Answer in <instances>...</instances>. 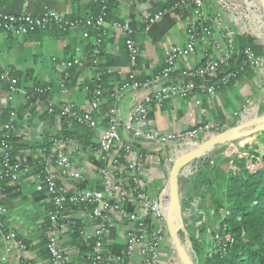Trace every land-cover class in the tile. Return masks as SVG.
I'll use <instances>...</instances> for the list:
<instances>
[{
    "label": "crops",
    "instance_id": "1",
    "mask_svg": "<svg viewBox=\"0 0 264 264\" xmlns=\"http://www.w3.org/2000/svg\"><path fill=\"white\" fill-rule=\"evenodd\" d=\"M169 1L120 0L113 14L119 23L106 22L102 36L103 54L97 60H93L88 52V45L95 44L96 37L91 38L84 28L67 33L38 32L23 38L0 32L1 66L15 69L23 77L21 92L13 102L8 100V92L0 86V136L5 126L2 114L8 103L16 112L23 114L17 118L14 129L19 177L14 183L0 186V203H3L1 206L6 211L4 224L14 236V240H7L0 231V264H51L47 243L50 235L48 217L53 206L48 195L38 190L42 178L36 171L37 150L45 142L56 137L73 141L66 144L64 151L72 163V169L79 172L82 179H66L68 186L89 189L100 186L104 163L97 150L93 146H82L74 138L61 136L65 125L63 115L48 111L50 106L59 109L60 105L66 103L72 104L80 113L91 111L94 97L88 85L95 77L105 79L113 92L109 94L110 89L103 92L100 106L94 113L99 120V127L89 128L92 143L99 144L102 133L113 118L112 111H115L114 119L122 136L123 148H116L113 154L114 170L120 177L126 178L130 163L140 165V180L150 201H156L162 189L168 186L173 163L178 157L184 156L185 151L178 145L149 142L125 129L132 112L144 103L146 97L155 95L166 85L190 88L186 97L174 96L168 101L148 106L143 123L147 130L164 135L203 128L201 143L238 126L242 121L264 115V70L244 65L246 48L242 39L249 34L238 21L235 22L236 12L228 10L222 0L205 2L212 36L199 39L194 54L179 59L170 76H164L167 50L185 47L191 28L199 23L193 7L160 9ZM95 4L96 0H0V15L43 16L55 12L69 19L85 20L92 16ZM158 12L166 13L148 29L144 28L145 17ZM216 14L221 16V26L215 24ZM124 23H128L132 31L131 38L139 49L136 64L126 47L129 36L118 27ZM225 29H228L233 39L230 47L225 39ZM86 33L88 37H85ZM74 59L79 60L80 64L74 67L73 77L63 91L59 87L66 72L63 64ZM220 59H226V62L219 72L197 77L190 75L205 64ZM131 74L140 78L143 84L141 89L123 88V83ZM36 82L51 86L49 99L24 111L25 90ZM208 88H214V93H208ZM71 127L76 130L75 125ZM220 151L214 153L211 164L213 168H218V179L222 183L226 174L237 168L234 159L222 157L218 154ZM123 152L126 154L125 163L121 160ZM226 166L228 170H225ZM123 210L129 215L147 218L142 204L133 199L125 203ZM151 222V228L164 235L158 264H179L166 219L151 218ZM98 224L99 221L93 222L77 210H69L68 221L56 232L66 264H85L86 257L91 253L86 239L94 237ZM78 225L81 227L79 232L76 228ZM135 229L136 224L128 217L113 213L104 235L107 248L113 254L121 255L126 249L127 235ZM131 263L141 264V259L136 255Z\"/></svg>",
    "mask_w": 264,
    "mask_h": 264
},
{
    "label": "built area",
    "instance_id": "2",
    "mask_svg": "<svg viewBox=\"0 0 264 264\" xmlns=\"http://www.w3.org/2000/svg\"><path fill=\"white\" fill-rule=\"evenodd\" d=\"M107 1V0H104ZM206 0H181L175 5L176 8L193 7L194 14L199 19V23L191 28L189 32L188 42L185 47H174L166 52V68L163 71L165 77H169L173 72L174 67L181 58H187L194 54L196 44L199 39H207L212 36V28L208 24V15L205 13ZM166 12H158L155 15H147L144 22L147 24L148 29L153 23L161 20ZM92 17H88L84 21H68L64 16L51 12L43 16H34L30 14H17V15H0V31L10 34L12 36L23 38L31 35L32 33L40 31H48L54 26L62 30L73 31L83 25L91 24ZM216 25L221 26V16L216 14L214 17ZM105 20L103 16L95 20V25L102 30L105 27ZM124 30L129 39L126 42V47L130 58L136 64L139 57V49L131 38L132 31L128 23L118 25ZM225 39L229 47L232 45V37L228 29H225ZM201 36V37H200ZM88 37V34H85ZM95 45H98L95 41ZM100 57V51L95 50L93 60ZM245 66H251L256 69L264 70V58H259L255 55L254 51L249 47L244 51ZM226 59L212 61L204 66L194 70L190 73L191 76H205L219 72L225 65ZM97 63V62H96ZM79 60L74 59L71 62L63 64L66 72L60 80L59 87L61 90L66 89V81L68 78L67 71L71 68L78 66ZM236 74V73H235ZM234 74V76H236ZM2 78L9 80V74L6 72ZM135 75L131 74L129 79L123 85L126 90L133 89L139 90L143 84L135 80ZM16 81L12 80L8 100L13 102L17 95L21 92L15 86ZM214 88H208L207 92L213 94ZM190 88H184L179 85H166L159 92L153 96L145 98L143 104L137 106L132 112L125 129L133 131L136 137L142 138L149 142L164 144L178 145L182 151H189L197 148L201 143L200 134L203 128H197L177 134H160L153 130L144 128L143 117L146 114L147 107L156 102L168 101L174 96H188ZM26 97V92H25ZM103 97V91L97 90L93 101L91 102V111L79 113L70 103L60 105L62 115L68 117L70 120L74 119L80 124L86 125L91 129L99 127V120L95 116V111L100 106ZM10 113L9 122L3 127L7 133L14 134L15 123L17 121V113L13 106ZM49 112L54 113V107H49ZM115 111H112L113 118L108 128L102 133L101 140L97 152L100 155L104 167L101 169L102 181L98 188H85V187H70L66 184L67 180L81 181L82 175L72 169V163L64 151L67 143L73 142L72 140L65 139H51L53 146L51 149L40 147L38 152L37 167H42V182L38 190L45 192L50 198L53 210L48 217L49 222V239L47 249L51 255V264H66L65 255L62 250L59 238L56 234L57 231L68 221V212L70 209L77 210L78 213L85 215L93 222L99 221L98 228L93 238H87V246L91 248V253L88 260L91 264H133L132 260L138 255L141 259V264H158L159 252L161 244L164 239L162 233L156 232L151 228L152 219H166L168 209V189H162L160 197L156 201H150L144 193L143 183L140 180L142 168L138 164L130 163L127 166V177H120L115 172L113 167V154L117 149L123 148L122 136L119 131L118 124L114 119ZM209 128V127H206ZM13 136V135H12ZM12 147L3 144L0 147V154L4 157L3 164L7 168V177L10 182L17 181L20 172V166L16 159L10 158ZM243 158V157H242ZM1 181V178H0ZM135 200L137 203L142 204L147 218L139 217L136 215H129L123 210V206L129 200ZM120 213L124 217H128L130 221L136 224V229L129 233L126 237V249L121 255L113 254L107 243L105 242V233L108 231L109 221L113 213ZM5 209L0 205V216H4ZM151 217V218H150ZM6 225L0 223V231L3 237L7 240H14V236L8 232ZM226 239L231 240L230 236Z\"/></svg>",
    "mask_w": 264,
    "mask_h": 264
},
{
    "label": "trees",
    "instance_id": "3",
    "mask_svg": "<svg viewBox=\"0 0 264 264\" xmlns=\"http://www.w3.org/2000/svg\"><path fill=\"white\" fill-rule=\"evenodd\" d=\"M119 1L120 0H96V4L91 16L93 21L91 24L84 23L78 27L84 28L85 32L87 31L91 38L96 37L98 45H88L89 55L93 56L95 50L100 51V56L103 54L102 49L104 46V39L102 36L104 30L95 25V20L103 16L105 22H117L118 20L113 14L118 7ZM180 1L181 0H171L167 4L161 6L160 9L169 10ZM64 18L68 21H84L82 18ZM146 27L147 24L144 23V28ZM48 31H58L65 33L70 32L68 29L62 30L55 26ZM38 32L47 31L38 30L31 35ZM242 41L244 48L250 47L257 57H264V45L259 40L255 39L251 35H247L243 37ZM74 70L75 68H71L67 71L68 78L66 81V86L73 77ZM6 72L9 74V80L2 78V75ZM135 78L136 81L141 82L139 77L135 76ZM128 79L129 77L125 82H127ZM12 80L16 81L15 86L18 89L22 88V74L12 68L5 69L0 64V86L8 93L10 87L12 86ZM88 88L90 89L91 94H93V97L95 96V92L97 90L104 92L106 89H110L109 94H112L113 92L110 84L105 79L100 77H95L94 80L88 85ZM25 92L26 106L24 111H26V108L36 104H42L43 102L47 101L51 92V86L36 82L32 85V87L26 88ZM11 111L12 108L8 103L2 114L5 125L10 120ZM54 111L55 114H62L60 108H54ZM76 111L79 112L77 108ZM16 113L18 119L23 116L22 113ZM63 119L65 125L63 126L62 133L60 134L61 136L65 138H74L79 141L82 146H93V148L96 150L98 149L99 145L92 143V133L88 126L80 124L74 119L70 120L66 116H63ZM15 125H17V121ZM71 125H75L76 130H73ZM6 133L7 132L5 130L1 131L0 147H2L4 143L12 147V150L9 153L10 158L16 159L18 157V152L15 148L14 134H10V136L7 137ZM58 138L59 137H56L54 139L57 140ZM262 138V145L264 146V133ZM52 146L53 142L48 140L41 147L51 149ZM250 155L253 158L252 162L254 164L257 162L256 159L260 158L259 152L257 153L250 150ZM121 157V160L124 162L126 154L123 152ZM3 160L4 157L0 154V186L10 182L9 177H7L8 171L3 164ZM234 163L237 170L229 171L222 183L218 179V168H214L216 175L213 179H211L209 175V180L206 177L200 175L198 181L196 180V183L199 182L207 185V193L205 194L204 192H200V195L205 194L203 196L204 204L208 201L204 211L206 214L211 216L214 224L218 225L216 232L210 231L209 228H201L200 232L203 237L198 242L199 264H264V158L262 159V166L256 171L249 169L248 159L246 158H235ZM36 171L40 176L43 177L42 167H36ZM198 174H201V172ZM1 203L0 205L3 204ZM3 222L4 216H0V223ZM76 228L78 232L81 230L79 225ZM227 236H230L231 240L228 241L226 239ZM87 258L88 257H86L85 264H91V261Z\"/></svg>",
    "mask_w": 264,
    "mask_h": 264
},
{
    "label": "water",
    "instance_id": "4",
    "mask_svg": "<svg viewBox=\"0 0 264 264\" xmlns=\"http://www.w3.org/2000/svg\"><path fill=\"white\" fill-rule=\"evenodd\" d=\"M223 1L225 0H222V2ZM254 1H257L263 10V33L261 39L264 45V0ZM227 14L229 15V12H227ZM263 133L264 115L249 121H242L238 126L213 136L192 151L185 150V155L178 157L174 161L167 186L169 204L166 222L179 264H199L198 256L192 253L193 239L190 237L187 229L188 225H194L190 218L192 214L199 212V202L195 199L190 204L191 208H185L184 205L188 198H186L181 192L180 180L183 177H188L189 171L196 173L202 168L209 166L216 151H220L236 143L239 144L253 139L257 140L259 137H262ZM258 148L262 160L264 158V146L260 143L258 144ZM262 164L263 163H261V166ZM181 235L184 236L183 239L181 238ZM199 236L198 232L196 238H199Z\"/></svg>",
    "mask_w": 264,
    "mask_h": 264
},
{
    "label": "rangeland",
    "instance_id": "5",
    "mask_svg": "<svg viewBox=\"0 0 264 264\" xmlns=\"http://www.w3.org/2000/svg\"><path fill=\"white\" fill-rule=\"evenodd\" d=\"M223 3L228 7V10L235 11L237 16L234 18L235 21H238L239 25L242 26L244 31L249 35L253 36L255 39L259 40L261 43L262 33H263V10L261 5L254 0H225ZM228 5V6H227ZM262 137H259L257 140L253 139L244 144H234L225 148L223 151H220L218 154L222 157H230L231 159H248L249 167L252 168V171H256L260 168V158H257V162L254 164L252 161V156L250 155V150L259 152L258 144H262ZM257 147V148H256ZM228 158V159H230ZM218 162V161H217ZM216 161L214 163H217ZM252 162V163H251ZM213 163V164H214ZM234 165V163H232ZM229 164L228 167H230ZM216 167V166H215ZM228 167H225V170H228ZM213 168L212 164L208 167L202 168L200 171L196 173L189 174L190 176L182 178L180 180L181 184V192L182 194L188 198L186 204L184 205L186 209L191 208V203L197 199L198 200V209L199 212L192 214L190 220L194 224L193 226L188 225L187 229L192 240V249L193 254L198 256V242L202 239L203 235L201 234V228H209L210 231H217L218 225L214 224L210 215L206 214L204 211L205 206H207L208 201L204 204L203 196L207 193V185L204 183H196L198 181L199 176H204L208 180V175L211 179L214 178L216 172ZM201 174H198L200 173ZM219 172V171H218ZM213 175V176H212ZM209 187V185H208ZM200 192H206L205 194L200 195ZM193 211V210H192ZM199 232V238H196V234ZM183 235L181 238L183 239ZM218 238V237H217ZM199 259V256H198Z\"/></svg>",
    "mask_w": 264,
    "mask_h": 264
},
{
    "label": "bare ground",
    "instance_id": "6",
    "mask_svg": "<svg viewBox=\"0 0 264 264\" xmlns=\"http://www.w3.org/2000/svg\"><path fill=\"white\" fill-rule=\"evenodd\" d=\"M249 141H251V140H249ZM249 141L241 142L240 144H244V143H247V142H249ZM191 173H194V172H193V171H189V172H188V175L191 174ZM191 175H193V174H191ZM189 176H190V175H189ZM168 204H169V203H168Z\"/></svg>",
    "mask_w": 264,
    "mask_h": 264
}]
</instances>
